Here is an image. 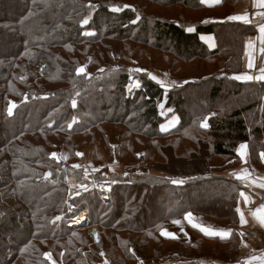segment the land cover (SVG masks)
<instances>
[{
	"label": "trees",
	"instance_id": "1",
	"mask_svg": "<svg viewBox=\"0 0 264 264\" xmlns=\"http://www.w3.org/2000/svg\"><path fill=\"white\" fill-rule=\"evenodd\" d=\"M234 2L223 0L221 8ZM0 4V264H102L104 257L110 264H136L137 255L144 261L181 257L176 264L236 259L241 244L237 207L248 190L216 172L240 161L242 144L248 145L252 165L264 171V81L235 78L243 73L244 44L255 26L210 21L229 14L201 0ZM152 60L178 83L162 87L143 73L138 76L142 87L126 96L129 66ZM222 61L226 67L220 71ZM190 91L209 101L200 102ZM162 103L173 113L163 115ZM171 113L180 124L164 133L161 126ZM204 122L207 128L201 127ZM116 137L122 162L135 163L144 151L145 163L185 179L112 176L109 200L97 190L73 197L75 205L90 204L89 226L101 229V254L93 236L68 224L66 182L81 181L83 173L52 155L63 147L76 161L77 151ZM175 159L192 163L195 174L169 169ZM187 213L227 220L230 237L213 238L194 229L188 230L189 242L162 235L169 221Z\"/></svg>",
	"mask_w": 264,
	"mask_h": 264
},
{
	"label": "crops",
	"instance_id": "2",
	"mask_svg": "<svg viewBox=\"0 0 264 264\" xmlns=\"http://www.w3.org/2000/svg\"><path fill=\"white\" fill-rule=\"evenodd\" d=\"M223 0H206L203 4L207 6H217L218 11H223L221 8ZM227 10L223 12H228L229 15L227 17L221 18L218 16L210 17L208 20L214 22H222L224 20H228L231 22H241L248 25L255 26V34L248 35L246 37V41L244 44V62H243V73L241 75L235 76L236 77H250L249 79H237L241 82L243 81H252V82H260L264 81V79H260L261 75H264V34L260 32V28L264 27V7L259 6L258 0H235L233 3H227L225 5ZM247 16V21L241 19H232L231 17L236 16ZM202 40L206 41L210 48L215 47V43L209 37H204ZM251 64V67L249 65ZM218 70L223 71L226 67V62L222 61L218 63ZM173 113V112H172ZM171 113V114H172ZM213 116L215 114H212ZM177 118L175 121L174 119ZM171 120V121H170ZM207 123V122H206ZM180 124V119L176 115H171L170 119L167 120L162 126L161 129L164 133H167L174 128H176ZM208 124V123H207ZM120 141V137L118 138ZM247 147L243 150L244 156L240 155V147L238 149V155L242 162H244V171L248 169L250 173L244 176L242 174H238L239 171H242V165H239L233 169L225 170L222 173H218L220 176L228 177L231 180L238 181L244 187L247 188L248 193L244 192L243 195L240 196L239 204L237 209H240L238 212L239 215V225H238V235L241 239L240 244V252L238 257L234 259L230 264H264V224H261V218H264V212H260L261 206H264V188L260 187L259 185L264 183V171L258 170L255 168L251 161H250V154L249 148ZM120 142L114 143L113 146V161L110 165H114L117 167L120 166H128L126 164H122L120 162ZM67 162L69 161V157L66 156ZM143 161V159H140ZM242 164V163H241ZM134 166V164L129 165ZM75 166H73L74 168ZM109 167V166H108ZM80 169L83 173L82 168ZM148 169H150L148 167ZM236 169V170H235ZM151 170V169H150ZM231 170H235L234 174ZM108 171V168L107 170ZM237 173V174H236ZM148 173H136L135 175H144ZM115 177H122V178H129L130 176L134 175L132 173H116ZM113 176H106L104 174L99 175L98 177L102 178L98 181H105L110 180ZM237 176H244V179H237ZM97 177V179H98ZM173 179V178H170ZM174 180V179H173ZM245 197L247 199H245ZM243 213L245 223H242L240 220V215ZM254 213L256 215H254ZM192 214V213H191ZM187 214L179 219H175L169 221L166 225H178L184 228L186 237L181 236H165L166 238L170 239H185L187 242L193 239L192 235L189 233V229H194L203 235H206L204 232L200 230V227H194L193 225H200L206 227L207 225L215 226L211 230L214 232L212 235H206L213 238H223L228 239L230 237L229 228H224V226H229L230 222H219L210 220L204 216L192 214V220L189 221L187 218ZM180 221L179 224L173 223V221ZM210 229V228H209ZM96 240V238H95ZM163 260V259H162ZM209 260V259H204ZM156 261V260H155ZM154 261H142L139 260L137 264H155ZM169 264L166 260L165 262H160V264Z\"/></svg>",
	"mask_w": 264,
	"mask_h": 264
},
{
	"label": "rangeland",
	"instance_id": "3",
	"mask_svg": "<svg viewBox=\"0 0 264 264\" xmlns=\"http://www.w3.org/2000/svg\"><path fill=\"white\" fill-rule=\"evenodd\" d=\"M0 6H1V4H0ZM117 12H119V10ZM114 52H115V56L118 57V53L116 54L117 51H114ZM46 66H49V65H46ZM115 67H116V65H115ZM82 68H84L85 71L87 70L86 66L82 67ZM160 68H161V66H160ZM41 69H40V76H43ZM161 69H159L156 66V64L153 60L150 61L148 65H145V64L140 65L137 62L130 65L128 70H129V74H131V83H130L129 91L127 92L126 96H132L134 93V90H139L142 87L141 86L142 84H140L138 76L139 75L142 76L143 73H146V74L148 73L151 78L155 77V79H153V78L152 79L155 82H157L158 84L162 85V87H166V85H165L166 83H169V86H172V87L178 83L177 79L174 77L175 75H173L171 72H169L167 70L165 71V70H163V69L161 70ZM137 85H139V86H137ZM230 90H232V89L227 88V87L225 88V91H227V92ZM190 93L194 94V96H197L196 98L200 102L205 103V102L209 101V98L205 94L198 93V92L193 93V91H190ZM109 101L110 100L107 96L103 97L102 102L107 103ZM190 101H192V100H190V98L187 99V102H190ZM15 103L16 102L12 103L11 106L13 104L15 105ZM229 103L231 104L232 101H229ZM14 108H12V110ZM159 109L163 115L165 113L167 114L169 112H173L172 110H167L164 103H162V105H160ZM171 115H170V117H171ZM174 120L176 121L177 118H175ZM161 131L164 132L162 129H161ZM116 139H117V137H116ZM116 142H118V143L120 142V144H121V139H120V141H119V139H117L115 142L110 141L109 144H107L106 142L105 143L100 142L97 145L98 148H93L91 146H87L83 151H81V152L77 151L76 152V156H77L76 161H70L71 157L63 147H60L59 149L56 150V152H54L56 155H55V157L52 155V157L54 159H56L58 162L65 164V165H68V166H71V167L75 166L73 169L82 168V170H83V179L81 181H77L74 178H71L66 182L67 185L68 184L70 186L72 185V187L77 186V185L85 186V189H83V191H81V190L75 191L71 195V197H70L71 199L75 196H82V194H84L85 192L97 190V191L101 192V198L105 195V193L110 192L108 195V200H109V198H110L109 196L111 195L113 189H111V188L110 189H104V190H106V191H104L103 189H99L98 186L100 185V187H103V184L109 183V182H111L113 185H115V182L113 180H107L108 182L98 181L100 179H97V177L101 174H104L106 176H110L111 174H113V176H116L115 175L116 173H121V172L122 173H132L134 175L136 173L140 174L143 172V173H148L147 175H152V176H156V177H162V178H168V179L173 178L175 181H180V179L181 180L185 179L184 177H181V176H173V175L167 174L166 172H164V170L162 168H161V170H162L161 171V170H158L156 168L151 167L148 163H145V160H144L145 159V152L144 151L137 155L138 161L135 163L134 162L133 163L122 162L119 159L122 164H126L128 166L117 167L114 165H110V163H112V161H113V155H114L113 146H114V143H116ZM101 145H104V146H101ZM106 146H107V149H106ZM132 150H138V149H134L132 147L131 151ZM78 153L81 155H78ZM66 156L69 157L68 162L66 160ZM140 159H143V161H140ZM165 159H166V161L170 162V156L167 153V151L165 152ZM132 164H134V166H129ZM239 165H242L241 168H243V170L239 171L238 174H242V172H243V174L245 176L246 174L248 175L250 173V171L248 169H245V171H244V162H242L241 159L237 164H235V166L233 168H235ZM76 166H78V167H76ZM191 166H192V163L183 162V161L175 159V161H172V164L168 168L172 169V170H176V172H177L176 174H179L182 172L195 174L194 172L191 171V169H189ZM148 167L151 170L148 169ZM162 167H165V166H162ZM107 168H108V171H106ZM233 168H228L227 170L233 169ZM235 170H231L233 172V174H234ZM224 171L225 170L217 171L216 173H222ZM48 173H50V172H48ZM67 185H66V202L65 203H66V207L69 211V208H68L69 198H68V192H67ZM190 192L194 193L193 190H190ZM80 203H87V201H80V202L78 201V203H76V204L79 205ZM72 205L77 206V205H75V203L74 204L72 203ZM85 205H89V207H90L89 203H87ZM86 214H87V212H86ZM87 218H88V215H87ZM89 218H90V213H89ZM206 218H208V217H206ZM208 219L214 220V221H219V222H228L227 220L223 221V220H215V219H211V218H208ZM89 222H90V220H89ZM89 225H90V223H88V225L85 228H83L82 230L86 231V233L88 235H91V236L94 235L93 239H94L95 246H96V243H100V242L102 243V249H99L97 247L96 248L99 250V252L101 254H104V243H103L102 238H101V229L97 226H89ZM230 226L231 225L224 226V228H229ZM206 228L212 229V228H215V226L207 225ZM164 231H167L169 233H172L173 235L181 236V237H186V234H187V232L185 234L184 228H182L181 226H178V225H172V226L166 225V228L164 229ZM95 238H96V240H95ZM139 260L144 261L139 255H137L136 264L138 263ZM166 260L169 262V264H176V262H178L182 259L179 256H171V257L156 259V261L154 260V262H156L155 264H160V262H165ZM204 262H211L212 263L213 261L212 260H205ZM102 264H110V262L107 258L104 257V261L102 262Z\"/></svg>",
	"mask_w": 264,
	"mask_h": 264
},
{
	"label": "snow or ice",
	"instance_id": "4",
	"mask_svg": "<svg viewBox=\"0 0 264 264\" xmlns=\"http://www.w3.org/2000/svg\"><path fill=\"white\" fill-rule=\"evenodd\" d=\"M201 2L202 3H204V2H206V0H201ZM258 3H259V6H261V7H264V0H258ZM114 10H119V9H114ZM232 19H241V20H245V21H247V16L245 15V16H236V17H231ZM83 23L84 24H87L88 23V20L87 19H84L83 20ZM260 32L262 33V34H264V27H261L260 28ZM249 67H251V64L249 65ZM85 71V69L84 68H79V69H77V72H78V74L79 73H83ZM153 79H155V77H152ZM250 77H236V79H249ZM260 79H264V75H261L260 77H259ZM162 83V82H161ZM137 86H139V85H137ZM76 105H75V101H73V107H75ZM15 107V105L13 104L11 107H9V109H8V113H9V115H11L12 114V108H14ZM209 125L206 123V122H204V123H202L201 124V127H204V128H207ZM247 146L246 145H240V155L243 157L244 156V149L246 148ZM55 153H53V156L55 157ZM78 155H81V154H79L78 153ZM262 155H264V154H262ZM76 167H78V166H76ZM48 175H51V173H49ZM237 179H244V176H237ZM173 183H182V181H172ZM260 187H262V188H264V183H262V184H260L259 185ZM241 195H243V193H241ZM245 199H247L246 197H245ZM260 212H264V206H261V209L259 210ZM237 212H240V209H237ZM254 215H256L255 213H254ZM189 221H191L192 220V214L191 213H187V217H186ZM56 219L57 220H59L60 219V217H56ZM240 220H241V222L242 223H245L246 221H245V219H244V216H243V213H241V215H240ZM173 223H175V224H179L180 223V221H178V220H176V221H173ZM261 224H264V218H261ZM194 227H200V230L202 231V232H204L206 235H212V234H214V232L211 230V229H209V228H206V227H203V226H200V225H193ZM162 235H165V236H173V234L172 233H169V232H167V231H163L162 232ZM25 250H27V249H25ZM46 255H48V258L50 259L51 257H50V254H46Z\"/></svg>",
	"mask_w": 264,
	"mask_h": 264
},
{
	"label": "built area",
	"instance_id": "5",
	"mask_svg": "<svg viewBox=\"0 0 264 264\" xmlns=\"http://www.w3.org/2000/svg\"><path fill=\"white\" fill-rule=\"evenodd\" d=\"M49 69V66H44L42 69H41V72L42 74L46 73ZM0 124H1V121H0ZM53 172H51V175H49V178H52L53 177ZM110 185V186H109ZM99 189H113L114 188V185L109 182V183H105L103 184V187H100V185L98 186ZM83 189H85V186L83 185H77V186H74L72 187V185L70 186L69 184L67 185V192H68V198H69V204H68V208H69V211H68V214L70 216V220L68 222L69 226H77V227H80V228H85L88 223H89V211H90V207L89 205H85L87 203H80L79 205L77 206H74L72 205V202H71V195L77 191V190H81L83 191ZM106 191V190H104ZM110 192H107L105 193V195L102 197L103 200H106L107 199V196ZM86 210L87 212V215H88V218L85 220V221H76L74 218L80 214V213H84ZM96 247L99 248V249H102V243H96Z\"/></svg>",
	"mask_w": 264,
	"mask_h": 264
},
{
	"label": "bare ground",
	"instance_id": "6",
	"mask_svg": "<svg viewBox=\"0 0 264 264\" xmlns=\"http://www.w3.org/2000/svg\"><path fill=\"white\" fill-rule=\"evenodd\" d=\"M86 211V210H85ZM76 221H85L87 219V214L86 212L80 213L74 218Z\"/></svg>",
	"mask_w": 264,
	"mask_h": 264
}]
</instances>
